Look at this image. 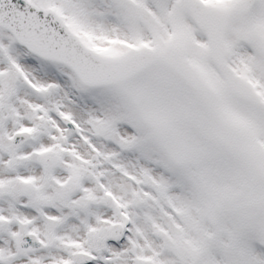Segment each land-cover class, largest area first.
I'll return each mask as SVG.
<instances>
[{"label":"snow or ice","instance_id":"1","mask_svg":"<svg viewBox=\"0 0 264 264\" xmlns=\"http://www.w3.org/2000/svg\"><path fill=\"white\" fill-rule=\"evenodd\" d=\"M0 264H264V0H0Z\"/></svg>","mask_w":264,"mask_h":264}]
</instances>
